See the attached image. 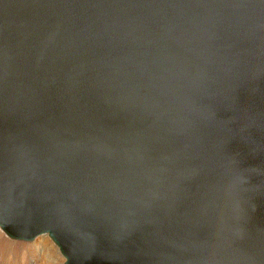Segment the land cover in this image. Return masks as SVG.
Here are the masks:
<instances>
[{
  "label": "water",
  "instance_id": "95a60500",
  "mask_svg": "<svg viewBox=\"0 0 264 264\" xmlns=\"http://www.w3.org/2000/svg\"><path fill=\"white\" fill-rule=\"evenodd\" d=\"M0 226L264 264V0H0Z\"/></svg>",
  "mask_w": 264,
  "mask_h": 264
},
{
  "label": "rangeland",
  "instance_id": "374dc122",
  "mask_svg": "<svg viewBox=\"0 0 264 264\" xmlns=\"http://www.w3.org/2000/svg\"><path fill=\"white\" fill-rule=\"evenodd\" d=\"M46 239L51 241L53 245L57 247V245L49 236H47ZM46 239L37 242L38 245H41V247L43 246L42 248H44V246L46 245V248L42 249L43 251H39L38 247H36L37 243L35 244L33 243L34 241H31V245H24L22 248L24 250H20L19 252L14 250L15 248H19V244H14L13 242L10 243L12 239L5 235V233L0 229V264H20L26 260L28 262V259H26V256L29 254L28 249H30L31 254H33L32 260L35 264H64L65 259L62 262L61 257H59V255L61 254L59 248L57 247L60 254L55 256L53 250L49 249L51 245H47V243L45 242Z\"/></svg>",
  "mask_w": 264,
  "mask_h": 264
},
{
  "label": "bare ground",
  "instance_id": "6f19581e",
  "mask_svg": "<svg viewBox=\"0 0 264 264\" xmlns=\"http://www.w3.org/2000/svg\"><path fill=\"white\" fill-rule=\"evenodd\" d=\"M0 229L5 233V235H7L9 238H11L12 240L10 241V243H14V244H19V248H15L14 250L15 251H19L20 252V250L21 251H23L24 249H22L23 248V246L24 245H31V241H34L33 243H37V242H39V241H42V240H44V239H46V237L47 236H49L50 237V235L48 234V233H40V234H38V235H36L35 236V238H33L32 240H22V239H16V238H12V237H10L3 229H2V227L0 226ZM51 238V237H50ZM52 239V238H51ZM15 240H17V241H15ZM53 240V239H52ZM46 243H47V245H51V247L49 248L50 250L52 249L53 250V252H54V255L56 256V255H59L60 253H59V250H60V247L54 242V240H53V242L57 245V247L59 248V250H58V248L55 246V245H53V243L51 242V241H49L48 239H46V241H45ZM30 243V244H29ZM44 245V244H43ZM46 246V245H45ZM44 246V248H46ZM36 247H38V250L40 251V250H42V249H44V248H42L41 247V245H38V243H37V246ZM25 248V247H24ZM43 251V250H42ZM28 252H29V254L26 256L27 258L26 259H28V262H27V260L26 261H23L22 263H20V264H35L34 263V261L32 260V255L33 254H31V251H30V249H28ZM60 252H61V254L63 255V257H62V255L60 256L59 255V257H61V259H62V262L64 261V259H65V256H64V254L62 253V251L60 250ZM58 258V257H57ZM61 262V263H62ZM64 264H65V262H64Z\"/></svg>",
  "mask_w": 264,
  "mask_h": 264
}]
</instances>
